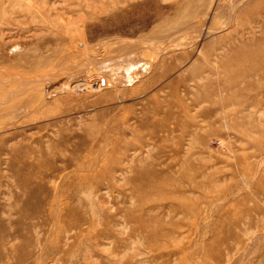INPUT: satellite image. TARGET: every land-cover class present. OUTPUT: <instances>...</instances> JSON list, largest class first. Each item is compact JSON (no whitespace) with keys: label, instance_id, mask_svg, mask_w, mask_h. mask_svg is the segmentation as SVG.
<instances>
[{"label":"rangeland","instance_id":"1","mask_svg":"<svg viewBox=\"0 0 264 264\" xmlns=\"http://www.w3.org/2000/svg\"><path fill=\"white\" fill-rule=\"evenodd\" d=\"M251 44L264 0H0V264H264Z\"/></svg>","mask_w":264,"mask_h":264},{"label":"bare ground","instance_id":"2","mask_svg":"<svg viewBox=\"0 0 264 264\" xmlns=\"http://www.w3.org/2000/svg\"><path fill=\"white\" fill-rule=\"evenodd\" d=\"M238 7H239V6H238ZM75 31H76V30H75ZM211 31H212V30H211ZM208 34H209V33H208ZM203 35H205V37H206V33L203 34ZM203 35H202V37H203ZM207 37H208V36H207ZM75 38H76V37H75ZM211 45H212V44H211ZM251 46H252V44H251ZM251 46H250V47H251ZM252 47H253V46H252ZM254 47H255V48H254ZM254 47H253V51H248V52L242 51V52H245L244 54H246V55L243 54L244 57H248V56H247V54H248V55L250 56V59L252 58L251 60H253V63H252V61H250V62L252 63V68H253V69L255 68L254 66H256V63H257L256 60H258V58H259L258 55H260V54H262V53L264 52V45H262V44H255ZM247 50H248V49H247ZM247 50H246V51H247ZM233 52H235V50H234ZM233 52L231 51V53H233ZM240 52H241V51H240ZM240 52H239V53L236 52L237 54L235 53L237 56L239 55V60H240V56H241V54H242V52H241V53H240ZM205 53H206V52H205ZM205 53H204V55H205ZM207 53H208V52H207ZM207 53H206V54H207ZM210 53H211V51H210ZM208 54H209V53H208ZM243 55H242V56H243ZM263 55H264V54H263ZM207 56H208V55H206V57H207ZM209 56H210V55H209ZM242 56H241V57H242ZM261 56H262V55H261ZM237 58H238V57H237ZM242 58H243V57H242ZM242 58H241V59H242ZM261 58H262V57H261ZM261 58H260V59H261ZM239 60H238V62H240ZM258 61H261V60H258ZM250 62H249V63H250ZM233 64H234V63H233ZM258 64H259V62H258ZM249 65H250V64H249ZM127 66H128V65H127ZM233 66H234V65H233ZM236 66H237V65H236ZM243 68H244V67H243ZM252 68H251V69H252ZM92 70H93V69H92ZM115 70H117V68H116ZM124 70H125V69H124ZM238 70H239V69H238ZM238 70H237V71H238ZM244 70H245V69H244ZM254 70H255V69H254ZM235 71H236V70H235ZM242 71H243V70H242ZM245 71H246V70H245ZM95 73H96V71H95ZM99 73H100V72H99ZM238 73L241 74L240 72H238ZM241 75H242V74H241ZM241 75H240V76H241ZM84 76H85V75H84ZM86 77H87V76H86ZM238 77H239V76H238ZM238 77H237V78H238ZM88 78H90L89 75H88ZM239 78H240V77H239ZM94 79H95V78H94ZM98 79H99V78H98ZM81 80H82V81H86L87 83H89L88 80H86V79H84V78L81 79ZM89 80H90V79H89ZM91 81H92V80H90V82H91ZM97 81H98V80H97ZM97 84H98V83H97ZM92 86H93V85H92ZM94 86H95V85H94ZM94 86H93V87H94ZM100 86H107V85H106L105 83H103V85L98 84L97 87H100ZM13 93H14V92H13ZM206 95H207V94H206ZM209 95H210V94H209ZM207 96H208V95H207ZM210 97H211V96H209L208 98H210ZM209 100H210V99H209ZM8 111H9V110H8ZM84 139H85V138H84ZM64 144H65V143H64ZM77 144H78V143H77ZM80 144H82V143H80ZM80 144H79V145H80ZM84 145H85V144H84ZM88 146H89V145H88ZM76 147H77V146H76ZM77 150H78V149H77ZM71 159H72V157H71ZM69 160H70V159H69ZM69 160H68V161H69ZM68 161H67V162H68ZM70 161H71V160H70ZM24 183H25V182H24Z\"/></svg>","mask_w":264,"mask_h":264}]
</instances>
